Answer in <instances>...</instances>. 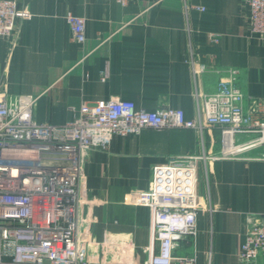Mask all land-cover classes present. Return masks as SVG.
<instances>
[{"label": "crops", "instance_id": "1", "mask_svg": "<svg viewBox=\"0 0 264 264\" xmlns=\"http://www.w3.org/2000/svg\"><path fill=\"white\" fill-rule=\"evenodd\" d=\"M17 2L30 16L20 19L15 46L0 38V93L36 97L38 123L65 125L83 103L112 98L148 112L181 109L196 119L198 95L214 93L231 69L246 108L264 99V41L250 33L246 0ZM68 15L86 19L84 44L74 41ZM192 59L209 70L195 76ZM221 130L146 128L91 151L80 190L88 255L146 264L151 214L131 203L133 193L149 189L155 166L206 155L210 160L197 164V233L181 240L175 254L193 256L196 264H241L249 221L264 217V159H258L264 147L213 161L222 152Z\"/></svg>", "mask_w": 264, "mask_h": 264}, {"label": "built area", "instance_id": "2", "mask_svg": "<svg viewBox=\"0 0 264 264\" xmlns=\"http://www.w3.org/2000/svg\"><path fill=\"white\" fill-rule=\"evenodd\" d=\"M246 2L251 8L250 33L264 41V0ZM29 16L17 0H0V38L15 46L19 21ZM67 20L74 41L84 44L86 19L68 15ZM191 65L195 76L210 68L193 59ZM237 74L229 70L214 93L198 95L196 119H187L181 109L148 112L133 101L112 98L83 103L73 120L57 126L36 122V97L0 93V264H110L106 254L100 259L85 251L83 237L88 233L82 232L80 190L89 153L109 149L118 137L138 135L146 128L203 132L220 126L222 152L213 161L264 147V99L246 108ZM245 136L247 140H240ZM207 160L206 155H186L155 166L149 189L133 193L131 203L151 214L146 264H196L193 256H177L175 249L197 233L202 210L197 164ZM239 258L241 264H264V217L249 221Z\"/></svg>", "mask_w": 264, "mask_h": 264}]
</instances>
